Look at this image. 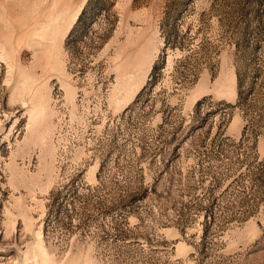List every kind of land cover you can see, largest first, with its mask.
<instances>
[{
	"label": "rangeland",
	"instance_id": "obj_1",
	"mask_svg": "<svg viewBox=\"0 0 264 264\" xmlns=\"http://www.w3.org/2000/svg\"><path fill=\"white\" fill-rule=\"evenodd\" d=\"M0 264H264V0H0Z\"/></svg>",
	"mask_w": 264,
	"mask_h": 264
}]
</instances>
